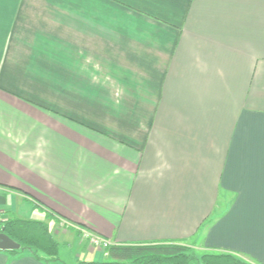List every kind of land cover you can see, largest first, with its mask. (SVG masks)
Listing matches in <instances>:
<instances>
[{
    "label": "crops",
    "instance_id": "obj_1",
    "mask_svg": "<svg viewBox=\"0 0 264 264\" xmlns=\"http://www.w3.org/2000/svg\"><path fill=\"white\" fill-rule=\"evenodd\" d=\"M0 212L264 264V0H0Z\"/></svg>",
    "mask_w": 264,
    "mask_h": 264
},
{
    "label": "trees",
    "instance_id": "obj_2",
    "mask_svg": "<svg viewBox=\"0 0 264 264\" xmlns=\"http://www.w3.org/2000/svg\"><path fill=\"white\" fill-rule=\"evenodd\" d=\"M0 233L38 259L59 261L60 245L50 234L44 222L23 220L15 217L0 221ZM15 255L19 251H10ZM106 253L110 260L104 262L78 261L77 264H247L231 254L207 252L200 257L189 247L177 243H146L127 246H110Z\"/></svg>",
    "mask_w": 264,
    "mask_h": 264
},
{
    "label": "built area",
    "instance_id": "obj_3",
    "mask_svg": "<svg viewBox=\"0 0 264 264\" xmlns=\"http://www.w3.org/2000/svg\"><path fill=\"white\" fill-rule=\"evenodd\" d=\"M79 234L83 240L89 243L92 247L99 248L100 250L106 251L111 245L110 243L102 239L87 230L79 229Z\"/></svg>",
    "mask_w": 264,
    "mask_h": 264
},
{
    "label": "rangeland",
    "instance_id": "obj_4",
    "mask_svg": "<svg viewBox=\"0 0 264 264\" xmlns=\"http://www.w3.org/2000/svg\"><path fill=\"white\" fill-rule=\"evenodd\" d=\"M7 218H5L3 215H2V213L0 212V221H3V220H6ZM80 235V234H79ZM53 237V236H52ZM80 238H81V236H80ZM81 240L82 241H85V240H83L82 238H81ZM87 245L90 247V248H92L93 250H96V251H100V252H106V251H103V250H100L99 248H95V247H92L89 243H87ZM187 247L189 246V248H190V250H191V253L194 255V256H196V257H200L202 254H204V253H207V252H205V251H203V250H200V248L198 247V245H194V244H192V243H190V242H187L186 244H185ZM195 246V247H194ZM106 260H110V258H109V256H108V253H106V258H105ZM66 262H67V264H69V260L67 259L66 260ZM54 262H52V264H53Z\"/></svg>",
    "mask_w": 264,
    "mask_h": 264
},
{
    "label": "water",
    "instance_id": "obj_5",
    "mask_svg": "<svg viewBox=\"0 0 264 264\" xmlns=\"http://www.w3.org/2000/svg\"><path fill=\"white\" fill-rule=\"evenodd\" d=\"M19 249V244L15 243L3 233H0V251H14Z\"/></svg>",
    "mask_w": 264,
    "mask_h": 264
}]
</instances>
